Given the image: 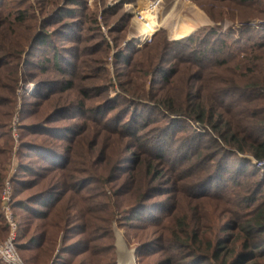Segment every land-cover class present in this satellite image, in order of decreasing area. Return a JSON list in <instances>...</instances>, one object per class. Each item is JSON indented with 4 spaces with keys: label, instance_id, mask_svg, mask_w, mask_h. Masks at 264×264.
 Instances as JSON below:
<instances>
[{
    "label": "rangeland",
    "instance_id": "obj_1",
    "mask_svg": "<svg viewBox=\"0 0 264 264\" xmlns=\"http://www.w3.org/2000/svg\"><path fill=\"white\" fill-rule=\"evenodd\" d=\"M147 2L0 0V198L9 179L20 247L26 249L18 253L26 263L36 253L27 249L45 240L49 252L38 264H114L108 248L116 250L121 237L130 250L144 246L136 264H167L170 257L174 264H209L189 263V249L177 248L173 233L184 243L187 229L195 228L204 249L206 241L232 234L233 223L254 209L246 180L261 183L254 205L264 200V168L252 156L218 163L212 160L218 150L207 142L211 128L156 110L158 101L179 97L187 84L215 108L210 72L202 81L187 80L196 73L191 49H198L189 37L214 32V39L241 41L236 52L256 53L249 39L264 44V16L255 18L256 9L231 0H162V25L148 40L139 36L133 14ZM182 2L208 23L176 41L166 21L180 16L181 29L188 19ZM177 68L187 74L173 86L157 74ZM258 109L264 116V100ZM186 145L201 147L197 159L186 160ZM248 161L258 171L249 179L236 171ZM205 165L224 174L214 188L205 181ZM148 172L162 187L158 195L134 192ZM228 172H237L235 178ZM53 199L59 203L47 214Z\"/></svg>",
    "mask_w": 264,
    "mask_h": 264
},
{
    "label": "trees",
    "instance_id": "obj_2",
    "mask_svg": "<svg viewBox=\"0 0 264 264\" xmlns=\"http://www.w3.org/2000/svg\"><path fill=\"white\" fill-rule=\"evenodd\" d=\"M231 1L241 7L256 9L255 18L264 16L261 0ZM198 29L177 36L175 39L180 41ZM261 32L264 34V28ZM258 34L260 35V33ZM215 36V33L211 32L203 38L189 37L188 42L191 45H197L198 49H191L192 58L190 62L196 69V73L193 75L188 74L187 80L193 78L194 82L202 81V79L206 78L204 72H210L209 79L212 80L215 86L214 90L218 95L216 107L208 108V105L200 96L199 90L187 84L189 88H186L179 97L173 100L158 101L156 110H161L169 115L183 117L197 124V126L211 128L212 133L208 131L206 135L208 137L207 142H211V146L218 150L214 159L212 158V160L216 159L218 163H224L233 156L242 158L243 155L252 156L258 163L264 162V118H262L264 116L260 117L258 114V110H261L258 109V103L264 100V44L259 43L254 38L249 39L252 42V48L257 51L256 53L242 54L241 52H236L238 50L237 46L241 41L234 39L228 42V39H214ZM162 45H164V41L157 44L159 48ZM182 46L187 47V45ZM181 69H173L170 73L158 71L157 74H161L162 80L168 81V85L173 86L187 74L182 72ZM186 70L188 71V68ZM225 76L228 78L226 79ZM228 84L230 86L225 88L224 86ZM196 138H200V136L196 135L193 137V139ZM186 147L189 146L186 145ZM197 147L198 145H191L188 148L187 153H185L188 162L199 157L201 147ZM164 151L166 152V150ZM157 158L161 160L163 155L160 154ZM256 170V165L248 161L247 165L239 166L236 171L247 175L249 179L258 174ZM154 171L155 168L150 174L154 173ZM202 172L206 174L205 181L210 184L211 188H214L218 182L223 181L224 174L222 173V176L218 175L220 171L215 165H205ZM235 173L228 172L225 174L232 180L235 178L232 176ZM150 174L148 172L138 181L140 185L136 187L135 193L143 192L148 195H158L162 192V187L156 185L157 178L153 182H151L152 180L150 181V179L155 177L153 174L154 176L149 178ZM247 181L244 184L246 193L250 194L247 197V202H252L250 204L254 206V209L245 217H240L237 223H233L232 234L226 233L218 241H206L203 249L204 242L194 233L195 228L187 229L184 243L173 233V228L170 229L174 234V238H171L173 244L182 250L189 249L192 255L189 263L195 261L198 263L208 262L209 264L210 262L216 264H259L258 261L264 258V200L255 205V201H253L255 200L254 196H258L261 193V183H256V181L247 183ZM58 203L59 200L55 199L54 201L53 199V202L46 207L48 210L47 214H51L57 208ZM14 204L13 201V209L15 208ZM1 216L5 224L4 227L7 230V236L3 239L5 241L9 236L10 228L3 214ZM28 224L29 220H26L25 226H28ZM44 227V225L41 227V230H43L42 235L47 236V229ZM21 231V225H19V234L16 241L18 252L26 250L20 247L19 238ZM44 244L45 240L40 242L34 249H27V251L36 252L33 259H26L27 263L38 264L39 260L45 259L44 254H47L49 250L43 249ZM143 247V245H140L136 251L138 261L144 256ZM108 249L112 250L115 260L114 264H117L115 249L111 247ZM93 252L98 254L95 249ZM177 256L175 258H178ZM168 260L167 264H174L172 257ZM27 263L25 262V264Z\"/></svg>",
    "mask_w": 264,
    "mask_h": 264
},
{
    "label": "built area",
    "instance_id": "obj_3",
    "mask_svg": "<svg viewBox=\"0 0 264 264\" xmlns=\"http://www.w3.org/2000/svg\"><path fill=\"white\" fill-rule=\"evenodd\" d=\"M161 4H162V0H148L144 8L141 7L137 9L140 11H138L137 15H134L135 20L136 17L138 16V19L136 21L137 22H139L140 20L142 21L143 13L145 12H149V11L159 12L158 8L160 7ZM150 39L152 38H149L148 40ZM255 164L264 168V162L258 163L256 161ZM12 192H13L12 184L11 181L8 179L3 186L2 197H1V210L4 215L5 221L9 225L10 233L5 241H0V258L4 264H25V262L21 259L18 253L17 245H16L19 225L14 218L13 206H12L13 203Z\"/></svg>",
    "mask_w": 264,
    "mask_h": 264
},
{
    "label": "bare ground",
    "instance_id": "obj_4",
    "mask_svg": "<svg viewBox=\"0 0 264 264\" xmlns=\"http://www.w3.org/2000/svg\"><path fill=\"white\" fill-rule=\"evenodd\" d=\"M141 1L147 2L148 0H141ZM187 2H182L184 9L183 10L181 9V11H183L188 16V19H187L186 23L181 27V29L178 28V26H177V24L179 23V20L181 18L180 16H175L176 18L174 17L171 22H170V19L166 21L168 23L167 26L169 27L170 33H172L175 36H179V35L181 36L183 34H187L188 32H190L192 30H196L198 28H201L202 26H205L208 23L206 21L207 19L204 20L202 15L199 14V12H197L195 10L194 6L190 5ZM138 11H140V10L136 9L133 12V14L137 15ZM158 13L159 12H157V11H154V12L149 11V12L143 13L142 21L140 20L138 22L139 25L141 26V29L139 32L140 37L146 38V39L154 37L158 28L162 25V24L160 25V23L158 22V16H157ZM137 19H138V16L136 17V20ZM163 22H165V20L162 21L161 23H163ZM163 24H166V23H163ZM119 237H120V235H119ZM120 239H121V245H124L121 237H120ZM133 264H134V262H133Z\"/></svg>",
    "mask_w": 264,
    "mask_h": 264
},
{
    "label": "crops",
    "instance_id": "obj_5",
    "mask_svg": "<svg viewBox=\"0 0 264 264\" xmlns=\"http://www.w3.org/2000/svg\"><path fill=\"white\" fill-rule=\"evenodd\" d=\"M124 243V242H123ZM118 264H136V251L128 249L127 245H121V239H118V246L115 250Z\"/></svg>",
    "mask_w": 264,
    "mask_h": 264
},
{
    "label": "water",
    "instance_id": "obj_6",
    "mask_svg": "<svg viewBox=\"0 0 264 264\" xmlns=\"http://www.w3.org/2000/svg\"><path fill=\"white\" fill-rule=\"evenodd\" d=\"M116 235H117V233H116ZM117 238H118V236H117Z\"/></svg>",
    "mask_w": 264,
    "mask_h": 264
}]
</instances>
